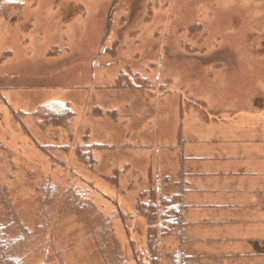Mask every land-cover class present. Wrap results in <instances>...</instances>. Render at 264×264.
Segmentation results:
<instances>
[{"label": "rangeland", "instance_id": "374dc122", "mask_svg": "<svg viewBox=\"0 0 264 264\" xmlns=\"http://www.w3.org/2000/svg\"><path fill=\"white\" fill-rule=\"evenodd\" d=\"M0 14V227L12 256L171 264L174 235L154 259L137 210L165 162L157 131L166 142L181 111L264 110V0H0ZM55 100L72 115L43 124L36 113ZM134 137L142 153L127 147Z\"/></svg>", "mask_w": 264, "mask_h": 264}, {"label": "crops", "instance_id": "0c3cea01", "mask_svg": "<svg viewBox=\"0 0 264 264\" xmlns=\"http://www.w3.org/2000/svg\"><path fill=\"white\" fill-rule=\"evenodd\" d=\"M214 114L181 111L166 142L157 131L165 162L149 173L158 184L149 190L181 207L180 225L166 235L177 241L171 264H264V110ZM134 140L127 147L142 153L136 148L147 145Z\"/></svg>", "mask_w": 264, "mask_h": 264}, {"label": "trees", "instance_id": "16d2710c", "mask_svg": "<svg viewBox=\"0 0 264 264\" xmlns=\"http://www.w3.org/2000/svg\"><path fill=\"white\" fill-rule=\"evenodd\" d=\"M36 114L43 115L41 117L43 124L58 125L64 123V120L72 115V110L66 102L52 101L42 105L41 110ZM89 147V151L91 152V149L103 148L105 146L95 143L89 145ZM149 192L151 195L154 194L152 191ZM137 210L140 215H144L148 219L147 241L155 259L160 247V237L172 234L176 227L180 225L181 207L176 205L174 197L166 195L157 197V194H154L148 203H145L142 202L141 194L140 202L137 203ZM5 230H7L6 227H0V264H21L19 260L12 256V246L15 245L12 241L14 240H9L8 235L5 234ZM100 246L104 247L103 245ZM174 262L173 264H179Z\"/></svg>", "mask_w": 264, "mask_h": 264}]
</instances>
